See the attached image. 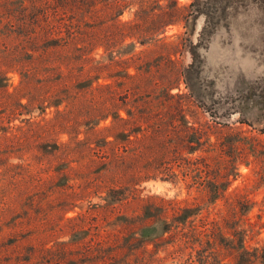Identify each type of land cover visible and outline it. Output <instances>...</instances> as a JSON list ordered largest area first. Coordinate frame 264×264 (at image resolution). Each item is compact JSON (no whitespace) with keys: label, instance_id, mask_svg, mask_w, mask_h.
<instances>
[{"label":"rangeland","instance_id":"rangeland-1","mask_svg":"<svg viewBox=\"0 0 264 264\" xmlns=\"http://www.w3.org/2000/svg\"><path fill=\"white\" fill-rule=\"evenodd\" d=\"M22 4L26 16L30 10L37 14L34 25L24 29L31 39L41 37L49 22L56 30L51 39L60 47L55 54L42 56L56 60L55 67L61 63L51 81L65 76L71 80L70 89L60 87L63 91L57 97L64 102L59 107L49 105L45 94L49 84L37 81V76L28 89L20 90L25 85L21 75L10 73L7 90H0V103L14 105L27 92L36 100L33 105L22 99L25 110L18 107L15 113L20 115L0 124L7 131H0V264H195L194 257L188 259L190 249L179 248L169 234L154 245L141 242L137 233L152 223L146 208L155 212V207L166 206L175 197L188 199L181 202L183 207L192 203L195 193H188L183 184L153 177L155 169L144 167L140 174L148 179L134 187L117 186L116 193L108 195L99 164L89 166L86 149L90 140L109 134L124 138V124L112 128L109 117L92 135L84 124L94 120L102 106L127 120L134 114L136 119L149 118L172 104L182 105L187 118L200 126L219 122L234 128L241 126L240 120L257 128L263 125L264 112L258 109L264 110V0H22ZM117 22L123 34L135 37L119 42L114 36ZM87 42L103 44L107 53L98 47L85 61ZM110 43H115L111 59ZM94 77L99 80L91 83ZM97 83L102 87L91 95L89 87ZM37 86L42 87L33 88ZM167 90L180 99H168ZM70 94L73 102H68ZM102 98L108 101L100 106ZM67 120L73 126L57 136L46 131ZM128 139L102 149L93 145L92 152L117 153L133 167L132 156L146 147L134 136ZM107 140L114 143L113 137ZM55 144L66 148L54 150ZM71 145L82 151L75 159L69 154ZM253 170L241 165L240 176L226 192L244 193L255 203L252 219L264 199V184L257 183ZM153 196L162 199H149ZM229 200V196L218 200L197 219L229 222ZM257 240L264 246V228Z\"/></svg>","mask_w":264,"mask_h":264},{"label":"trees","instance_id":"trees-1","mask_svg":"<svg viewBox=\"0 0 264 264\" xmlns=\"http://www.w3.org/2000/svg\"><path fill=\"white\" fill-rule=\"evenodd\" d=\"M22 5V0H0V90H7L8 74L10 73L21 75V80L25 85L20 86V90L28 89L30 80L37 76V81H44L45 84H49L45 92V94H48L47 98L51 99L49 105L59 107L64 100H58L57 94L63 91L60 87L64 91L70 89L71 77L65 76L62 79L60 78L57 83L52 82L50 78L58 76L56 69L61 68V63L55 67L53 65L56 60L51 61L42 57L55 54L56 48L60 47L51 39L56 30L49 22L44 27L41 37L37 36L31 39V36H28L29 34L24 29L29 24L34 25L33 22L36 21L37 14H31L30 10L28 11L29 15L26 16V8ZM46 14L44 13L43 18L48 20L49 16ZM119 15L120 12H117L116 16ZM116 24L114 36H119V42L126 38L133 39L135 37L129 32L123 34L121 24L119 22ZM169 24L167 22L166 25ZM31 33L35 36L34 31ZM104 37L106 38V36ZM24 39H27V41H24ZM28 42L30 44L27 46ZM114 45L115 43L109 44L108 56L110 59L115 56ZM98 47L105 49L104 52L107 53V48H104L103 44L87 42L84 47L88 50L85 53V61H89V56ZM39 49L41 50L38 53ZM75 49L79 50L81 48ZM39 74L45 76L39 78ZM97 80L99 78L94 77L91 79V83ZM40 87L42 86L33 88ZM101 87L97 83L95 88L90 86L88 92L94 95L93 92L99 91ZM29 93L22 94L14 105L0 103V124L9 123L10 118H14V115H20L15 113L18 107L25 110V105L21 102L22 99H27L28 102L34 105L36 100L34 98L29 99ZM133 93L134 91L131 95ZM166 97L168 99L172 98V100L180 99V95H171L169 90L166 92ZM74 99L75 97L71 94L68 96V102H73ZM107 101L108 99L102 98L98 104L101 106ZM137 101L140 102L141 100L135 98V102ZM163 107L165 111L154 112L148 116L149 118L136 119L135 114H128V119L123 120L122 118L118 119V116L113 112L105 111L108 106H102L101 113L94 120L84 124L87 125L86 131L90 132L91 135L95 134L97 124L112 117V128H117L123 122L125 129L121 132V135L124 138H119L117 134H109L101 137L100 140L88 141L89 149H86L88 151L86 154L89 166L90 163L93 165L99 164L100 173L106 179L104 185L109 190L108 195L116 193L115 188L117 186L134 187L138 186L142 180L148 179L146 174H143V176L140 174V170L144 167L155 169L157 174H154L153 177H158L161 181L174 186L183 184L188 193H195V196L190 199L192 203L183 207H180L181 202H187L188 199L178 201L175 197L167 200L166 206L168 208L163 204L155 207V212H150L146 208L149 213L148 218H152V223L138 230L137 233L141 242H151L156 245L159 238L169 234L173 237V243L179 248L190 249L191 253L188 259L191 260L194 257L192 262L195 264H264V246L260 245L257 240L264 228V199L261 201L258 214L252 219L249 215L254 209L255 203L246 194L239 192L226 194L232 181L240 176L239 168L241 165L253 166L257 183L264 184V123L257 128L246 120L238 121L241 126H247L246 129L241 128V126L232 128L219 122L214 126L208 123L200 126L187 118L188 114L183 110L182 105L175 107L170 104V106L163 105ZM258 111L259 113L264 112L262 108ZM26 112L29 111L26 110ZM102 112L105 113L102 114ZM21 122L28 123V121ZM69 122L67 120L64 125L63 123L52 125L46 131H54L57 136L61 131L73 126L72 123L68 124ZM134 127L135 130H133ZM224 130L228 133L225 134ZM0 131L7 133L2 128ZM217 132L218 134H216ZM42 134H46V132L43 131ZM219 135L220 137H217ZM132 136L141 147H146V151L132 156L133 167L125 165L124 158L117 153L92 152L93 145L102 149L106 148L104 146L107 144H116V142L121 141L128 142V138ZM213 136L214 140H212ZM108 137H113L114 143L107 140ZM42 146L47 151L50 150L49 145L44 144ZM61 146L66 148V144H55L54 150L62 148ZM81 152H79L77 146L71 145L69 148V154L73 155L71 157L73 159L80 156ZM256 167H258V170L255 169ZM187 195L190 196V194ZM228 196L230 200L227 203L232 212L229 222L224 219L209 221L208 218L204 217L197 219L203 211L209 213L212 205L218 200L228 198ZM149 199L162 198L153 196ZM193 252L195 255H192Z\"/></svg>","mask_w":264,"mask_h":264}]
</instances>
